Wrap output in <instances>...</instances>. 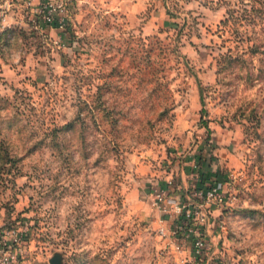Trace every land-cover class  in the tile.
<instances>
[{
    "label": "rangeland",
    "instance_id": "1",
    "mask_svg": "<svg viewBox=\"0 0 264 264\" xmlns=\"http://www.w3.org/2000/svg\"><path fill=\"white\" fill-rule=\"evenodd\" d=\"M54 1L61 26L13 5L0 38V226L22 228L18 258L264 264V0ZM169 181L193 204L223 187L200 258L154 204Z\"/></svg>",
    "mask_w": 264,
    "mask_h": 264
},
{
    "label": "built area",
    "instance_id": "2",
    "mask_svg": "<svg viewBox=\"0 0 264 264\" xmlns=\"http://www.w3.org/2000/svg\"><path fill=\"white\" fill-rule=\"evenodd\" d=\"M12 0H2L0 2V24H3L6 14L12 5ZM40 6L35 7V0H25V5L30 9L41 12L42 20L49 24L62 25L60 18L56 16L62 1L45 0L39 2ZM169 186L155 188L153 191L154 204L166 216L174 215L177 219V230L182 237L192 235V248L196 257H202L207 252V241L202 232L196 228L197 222L205 220V213L202 210L204 202L216 200L221 202L225 193L220 183H213L205 188H193L194 195L199 202L189 203L181 199V195ZM193 204V205H192ZM158 232L166 234L167 228L163 224L159 225ZM24 232L19 226H0V264H25L18 258L20 244L23 242ZM180 248V244H176Z\"/></svg>",
    "mask_w": 264,
    "mask_h": 264
},
{
    "label": "crops",
    "instance_id": "3",
    "mask_svg": "<svg viewBox=\"0 0 264 264\" xmlns=\"http://www.w3.org/2000/svg\"><path fill=\"white\" fill-rule=\"evenodd\" d=\"M11 3H12L11 6H13V5H19L20 6V5L25 4V0H12ZM126 3L129 4V6H133L134 5L133 0H130L129 3L128 2H126ZM139 3H140V1L137 2V4H139ZM8 13L9 12H7L6 17H5V20L3 21V24L2 25L0 24V38H1V35L3 33V30H4V28H5V26H6L7 22H8V19H9Z\"/></svg>",
    "mask_w": 264,
    "mask_h": 264
},
{
    "label": "water",
    "instance_id": "4",
    "mask_svg": "<svg viewBox=\"0 0 264 264\" xmlns=\"http://www.w3.org/2000/svg\"><path fill=\"white\" fill-rule=\"evenodd\" d=\"M51 264H62L61 262V256L58 253H55L50 259Z\"/></svg>",
    "mask_w": 264,
    "mask_h": 264
}]
</instances>
